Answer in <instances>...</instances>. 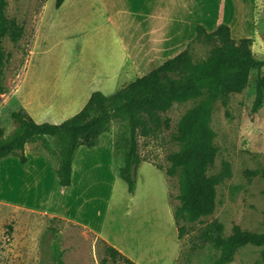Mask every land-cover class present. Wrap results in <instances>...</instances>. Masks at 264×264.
I'll list each match as a JSON object with an SVG mask.
<instances>
[{"label": "rangeland", "instance_id": "1", "mask_svg": "<svg viewBox=\"0 0 264 264\" xmlns=\"http://www.w3.org/2000/svg\"><path fill=\"white\" fill-rule=\"evenodd\" d=\"M6 1V16L22 25L24 31L16 43L7 37L1 43L4 56L0 74V125L5 129V138H10L18 128L11 112L23 108L21 101L29 103L31 99L27 96L33 86L63 91L65 98L59 96L53 105L77 111L87 99L88 81L92 76L103 78L100 75L109 74L110 80L104 82L108 89L103 91L109 95L116 81L111 76L116 65L134 57L147 63L145 66L140 62V66L145 67L137 69V73H141L138 76H123V87L180 53L182 46L164 53L157 51L163 33L170 36V44L179 33L181 37H189L193 25H202L211 32L227 24L233 38H251L255 58L264 61V0H63L59 8L55 7V0ZM193 40L188 43L192 57L205 58L212 43ZM258 89L262 99L254 108ZM198 100L175 101L165 113L170 118L169 129L147 137L138 136V150L146 160L143 162L158 165L165 173L171 165L167 155L181 148V143L173 138L178 122ZM36 103H31L30 108L38 109ZM38 111L52 110L45 107ZM55 114L64 117L61 111ZM209 126L214 132L217 152L207 173H218L227 163L230 176L216 186L212 214L195 222L180 220L187 233L177 239L179 249L173 264L215 263L220 251L197 239L204 226L213 220L223 224L224 235L230 234L234 224L250 232H264V176L261 173L264 167V67L251 71L245 89L232 94L226 106L219 101L213 105ZM110 133L114 139V163L118 166L123 163L128 146L127 122L113 120ZM30 144L56 164L63 141L54 137ZM80 157L75 161L78 175L83 164ZM251 171L257 173L251 174ZM148 172L147 168L139 176L144 182L139 187L137 200L129 208L132 213L121 215L114 209L107 221V230L111 237L133 249L135 256L155 264H169L177 231L168 223L159 189L148 183ZM166 178L172 211L180 204L179 171ZM118 191L123 194L122 187L119 186ZM123 202L124 205L118 203L123 209L130 206L127 197ZM151 202L153 205L148 206ZM146 209L149 222L140 224ZM130 229L134 231L133 236H128ZM56 242L63 252L64 264H102L104 258L103 264H126L120 256H108L105 247L109 243L83 225L0 203V264H52L51 250ZM261 250L260 246L247 244L226 264H262Z\"/></svg>", "mask_w": 264, "mask_h": 264}, {"label": "trees", "instance_id": "2", "mask_svg": "<svg viewBox=\"0 0 264 264\" xmlns=\"http://www.w3.org/2000/svg\"><path fill=\"white\" fill-rule=\"evenodd\" d=\"M62 2L55 0V7L58 8ZM6 6L7 1L0 0V74L4 56L2 39L7 37L16 43L24 31L22 25L6 16ZM195 30L193 41L212 43L205 58L194 59L187 46L112 94L93 91L79 111L60 123H37L24 108L12 111L10 116L18 123V128L10 138H2L4 132L0 126V159L15 155L23 163L27 160L24 153L27 142L58 138L63 141V146L56 164L47 154H40L52 164L59 184L67 187L71 184L72 161L78 147L96 145L100 134L110 131L113 120H123L129 128L128 146L123 164L116 171L126 183L127 191L132 192L138 166L146 161L138 150V136L147 137L169 129L170 118L165 113L175 101L199 99L197 105L185 112L178 122L173 138L181 143V148L167 155L171 165L165 170L167 176H174L179 171L180 204L172 210V216L177 238L181 239L187 228L180 224V220L195 222L212 214L216 186L230 176L227 163L218 173H207L217 152L213 144L214 132L209 126L213 105L219 101L226 106L232 94L245 89L251 71L264 67V61L253 54L252 39L233 38L229 25L221 24L211 32L197 25ZM261 99L262 93L258 89L254 108ZM156 167L161 169L158 165ZM250 173L256 174L257 171ZM261 173L264 176V167ZM197 239L201 244L210 243L220 251L214 264L231 262L237 250L247 244L262 247L261 261L264 264V232H250L234 224L230 234L224 235L223 224L213 220L204 226ZM105 250L111 258L120 256L126 264H137L110 244H106ZM62 256L56 242L51 250L52 264H64Z\"/></svg>", "mask_w": 264, "mask_h": 264}, {"label": "crops", "instance_id": "3", "mask_svg": "<svg viewBox=\"0 0 264 264\" xmlns=\"http://www.w3.org/2000/svg\"><path fill=\"white\" fill-rule=\"evenodd\" d=\"M195 29L196 26L193 25L189 37H181V33H179L180 36L175 38L170 44V36L163 33V35H160L162 37L160 39L161 46L157 47V51L164 53L175 46H182L181 51L184 50L188 46V43L194 39L196 35ZM205 29L208 31V28ZM149 59L150 57H146V60ZM140 62H144L145 66L147 65L145 61ZM140 62L134 57V59L125 60L124 64L120 63L113 67L114 72L111 76L116 78V81L113 84L114 88H112L113 93L122 87L123 81L121 78L123 76H138L141 74L137 73V69L139 70V68H144L145 66L141 67ZM149 68L150 67L144 71ZM100 76L103 78L92 76L88 81V87L90 88L91 93L93 91H100L103 93V91L108 89L104 86V82L110 80V78H107L109 77V74H107V76ZM90 92L86 97V101L91 94ZM29 93L30 95L27 96L28 99H31L29 103L21 101L20 105L35 121H37V123H52V120L57 118H59L60 121H58V123H60L65 120L66 117L68 118L69 115L72 116L79 111L86 103L85 101L79 109H76L77 111H74V109H69L70 107L64 108L61 105H53V102L58 101L57 99L59 96L65 98L63 91H49L38 86H33ZM32 100L37 102L38 109L46 107L52 111L38 113V109L35 110L33 108V110L30 108V105L34 103L31 102ZM62 109L65 111H62ZM55 111H61V114L64 117L56 116ZM33 112L37 113L35 114ZM66 112L71 113L67 114ZM3 132L5 133V129H3ZM4 135L5 134H3L2 138H5ZM34 142H27L24 145V153L27 157L25 162H20L19 158L15 155H8L0 159V203L16 210L39 212L68 219L87 227L94 234L114 246L133 262L137 264H155L135 256L133 249L127 247L121 240L111 237L110 233H108L109 230H107V221L111 217L114 209L116 212L120 211L121 215H127L128 212L132 213V210L129 208L132 206V203L137 200L139 187L144 182L143 178L140 181L139 176L148 168V175L150 177L148 183L151 186L155 185L156 188L159 189L160 196L163 200L162 205L167 211L168 223L175 226L172 211L169 207L166 174L153 165L142 161L143 163L141 162L137 169L134 189L132 192H128L126 183L117 175L116 170L123 163L115 166L113 154L114 139L109 131L100 134L96 145L91 147L81 145L78 147L72 161L71 184L67 187H62L58 182L52 164L45 156L41 155L35 148L30 146V143ZM79 155H81L80 159L83 164L81 173L78 175L75 173V161ZM119 186L122 187L124 195L122 193L119 194ZM125 197H127L130 202V206H124L123 209V206L118 205V203L124 205L123 198ZM152 202L148 203V206H152ZM143 213H145L146 216L141 215V219L139 220L140 224H142V222H149L148 209ZM133 235L134 231H131L130 229L128 236ZM177 239L178 238L176 237L173 242L174 252L169 256V264H173L178 254L179 245Z\"/></svg>", "mask_w": 264, "mask_h": 264}]
</instances>
